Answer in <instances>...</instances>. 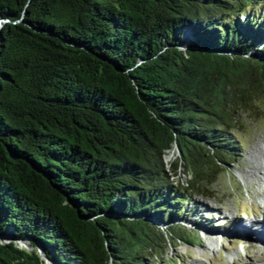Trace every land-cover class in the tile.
Segmentation results:
<instances>
[{
  "label": "trees",
  "instance_id": "obj_1",
  "mask_svg": "<svg viewBox=\"0 0 264 264\" xmlns=\"http://www.w3.org/2000/svg\"><path fill=\"white\" fill-rule=\"evenodd\" d=\"M263 1L0 0V264H44L37 244L58 264H154L183 241L185 203L216 193L264 98L246 13Z\"/></svg>",
  "mask_w": 264,
  "mask_h": 264
},
{
  "label": "rangeland",
  "instance_id": "obj_2",
  "mask_svg": "<svg viewBox=\"0 0 264 264\" xmlns=\"http://www.w3.org/2000/svg\"><path fill=\"white\" fill-rule=\"evenodd\" d=\"M246 13L251 19L261 20L264 26V1L246 9ZM191 40L187 30L184 31L182 47L188 46ZM249 103L241 110V125L234 132L241 140L236 147V161L225 167L213 184L216 193L212 197L192 195L185 203L184 212L177 220L186 231L184 240L167 245L163 257L154 264H249L253 261V264H264V260H260L264 258V246L253 240L247 231V224L264 218V161L258 152L264 147V98L254 96ZM178 154L174 146L166 155L168 164ZM176 177L184 182L183 169L178 170ZM186 209L189 210L186 212ZM239 223L245 227H240ZM6 236L9 232L3 237ZM244 236L248 238H242ZM21 244L29 247L28 243Z\"/></svg>",
  "mask_w": 264,
  "mask_h": 264
},
{
  "label": "bare ground",
  "instance_id": "obj_3",
  "mask_svg": "<svg viewBox=\"0 0 264 264\" xmlns=\"http://www.w3.org/2000/svg\"><path fill=\"white\" fill-rule=\"evenodd\" d=\"M258 152H259V154H260V156H261V160H263L264 161V147H261V148H259L258 149ZM262 176H263V178H264V168L262 167ZM263 183H264V179H263ZM258 185H260V186H263V184H258ZM263 196H264V192H263ZM260 212V211H259ZM261 213V212H260ZM252 223V222H251ZM247 224V226H248V229H247V231H248V233L254 238H251V239H253V240H255L257 243H259V244H261L262 246H264V218H263V220L261 221V220H259V219H257V220H255V222L253 223V224ZM239 226L240 227H245L244 225H243V223H239ZM238 236V235H237ZM240 237V236H239ZM242 238H248V236H244V237H242ZM259 241V242H258ZM263 244H262V243ZM246 249V248H245ZM260 259H264L263 257H261ZM263 261V260H262ZM248 261H246V263H247ZM254 262V261H253ZM253 262H251V263H249V264H253Z\"/></svg>",
  "mask_w": 264,
  "mask_h": 264
},
{
  "label": "water",
  "instance_id": "obj_4",
  "mask_svg": "<svg viewBox=\"0 0 264 264\" xmlns=\"http://www.w3.org/2000/svg\"><path fill=\"white\" fill-rule=\"evenodd\" d=\"M1 25H2V18L0 17V26H1ZM187 33H188L189 37L191 38V35H190L189 30H187ZM187 48H188L187 46H186V47H182V46H181V50H184V51H185ZM175 146H176V145H175ZM2 238H7V240H4V239H2ZM10 240H11V238H10L9 236L1 237V238H0L1 243H7V242H9ZM13 241L16 242V243H18V246H19L20 248H27V249H29V250L32 249L31 245H29V247L22 246V244H21L22 242H23L24 244H25V243H28V242H27L26 240H24V239H14ZM28 244H29V243H28ZM36 250H37L38 254L40 255L41 259L44 260V264H58V263H56V262H54V261L48 259V258L42 253L41 248L39 247L38 244L36 245Z\"/></svg>",
  "mask_w": 264,
  "mask_h": 264
}]
</instances>
